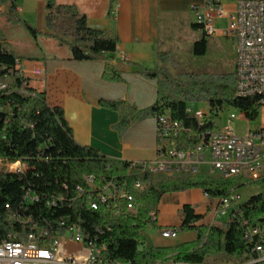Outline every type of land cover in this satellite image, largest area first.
<instances>
[{"label": "trees", "instance_id": "1", "mask_svg": "<svg viewBox=\"0 0 264 264\" xmlns=\"http://www.w3.org/2000/svg\"><path fill=\"white\" fill-rule=\"evenodd\" d=\"M47 3L49 15L47 25L62 42L71 48L76 61H93L117 51L119 39L108 31L89 28L87 19L79 17L73 7L57 6L56 0H41ZM111 1L110 16H114L116 0ZM7 5L16 17L14 0H0ZM69 16L72 26L64 30L59 18ZM23 23L28 31L36 36V30ZM197 29L201 26L195 25ZM209 39L205 33L191 46V54L205 57L209 50ZM158 58L162 63L156 70H145L143 76L155 80L158 85L156 104L147 110L124 102H102L105 108L120 114L116 129L123 136L131 126L140 120L154 118L156 121L170 115L176 122H183L186 133L178 140L179 148H193L196 145L194 134L208 130L213 122H198L187 114L189 104H206L214 111L233 108L245 115L249 121H256L263 109L259 98H242L236 92L235 72L226 74L194 72L174 78L168 65L179 68L170 52H161ZM17 59L0 47V160L11 165L26 164L21 173L0 170V237L16 235L23 239L31 232L35 223L39 230H48L51 235L64 232L67 227L77 226L78 231L91 241V248H98L107 262L131 264H205L210 257L227 260L244 259L249 262L251 244L245 234L248 226L264 220V181L256 177L215 176L208 172L190 173L181 176L154 175L142 166L131 168L130 163H122L102 155L98 150L82 147L75 141L73 130L61 108L51 107L44 93H36L24 85L25 80L16 71ZM105 78L119 81L111 66H107ZM263 98V97H261ZM11 109V113L7 112ZM87 178L94 181L96 191ZM112 183L118 189H125L138 206L137 212L128 209V202L101 203L97 192ZM136 183L149 185L143 192L137 191ZM258 185L261 192L241 203L234 211L232 219L226 223L197 227L201 220L190 206L182 212L181 229L185 232L197 230V240L177 247H155L145 232L158 229L157 214L164 195L185 192L191 189L203 190L210 202L229 197L241 187ZM82 190L81 194L77 193ZM28 193L39 197V201L25 204ZM52 198L62 199L55 208L48 206ZM90 202L98 204V210L90 208ZM10 206L12 224L6 213ZM134 211V210H133ZM61 223L65 227H61ZM0 239V244H2ZM74 257H81L76 253ZM260 264H264L260 263Z\"/></svg>", "mask_w": 264, "mask_h": 264}, {"label": "crops", "instance_id": "2", "mask_svg": "<svg viewBox=\"0 0 264 264\" xmlns=\"http://www.w3.org/2000/svg\"><path fill=\"white\" fill-rule=\"evenodd\" d=\"M237 1L224 0L226 10L232 12ZM195 2L116 0L114 16H110V0H56L57 6L75 8L79 17L87 19L89 28L108 31L119 39L115 53L81 62L74 60L69 45L57 37L61 35L48 28L46 2L14 0L17 19L32 26L37 34L33 36L23 23L14 19L9 6L0 4V47L19 61L23 70L21 78L28 83V88L44 93L51 107L64 111L78 145L98 150L107 158L122 163L149 162L155 159L157 151L156 119L137 121L121 136L116 129L120 114L101 103L124 102L138 110H147L156 104L157 82L145 78L143 72L161 67L158 54H172L173 42H179L180 32L194 39L191 46L202 37L203 30L194 27L196 21L191 6ZM59 23L64 30L72 26L69 16L59 18ZM217 23H223L224 29L208 36L209 45L221 47L231 40L235 64V40L224 35L227 21L222 19ZM107 66L114 68L119 81L105 78ZM37 70H43L44 75L36 76ZM210 204L200 189L164 195L157 211L159 240L163 239L162 229L181 228L185 206H190L201 217L197 227L210 226L214 221V208ZM197 236V230H182L174 242L154 246L190 244ZM78 249L70 247V252L81 255Z\"/></svg>", "mask_w": 264, "mask_h": 264}, {"label": "built area", "instance_id": "3", "mask_svg": "<svg viewBox=\"0 0 264 264\" xmlns=\"http://www.w3.org/2000/svg\"><path fill=\"white\" fill-rule=\"evenodd\" d=\"M196 1L191 6L195 16L196 25L202 27L203 32L208 36L216 33V22L225 19L227 21L224 35L235 40V64L234 72L237 76L236 92L253 94L264 90V0H238L234 10L227 11L224 0H190ZM16 71L19 77L22 75V68L19 61L16 63ZM36 76H43V70L35 71ZM28 83L25 81L24 85ZM5 86L0 84V90ZM264 108V101L257 102ZM214 111L208 105L193 109L188 107V116L198 122L202 118H212L213 127L208 130L197 131L194 134L196 145L193 148H179L178 140L186 133V126L183 122H176L170 115H165L157 120V151L155 159L143 163H130L131 168L142 166L154 175L171 176L176 174H187L188 170H199L208 166L212 172H219V175H228L229 172H245V167H253V174H256V181H264V129L250 131L248 135H239L234 122L237 116L230 115L227 124L218 125L216 120L226 110ZM244 115V114H243ZM245 116V115H244ZM3 165L0 170L21 174L27 166L23 162L14 165L0 160ZM25 165V168L13 167ZM1 167V166H0ZM89 185L96 191L94 181L87 178ZM149 185L136 183L134 188L145 191ZM77 193L81 194L82 190ZM97 197L103 204L113 202L115 208L119 201L133 202L134 211L138 206L134 203L133 197L125 190L118 189L112 183L107 184L97 192ZM208 198V196L206 195ZM238 195L232 192L229 197H223L211 202L214 208V221L220 217L228 216V220L234 216V211L240 205ZM39 201V197L28 193L25 204L30 205ZM62 199L52 198L48 206L55 208ZM90 208L98 210L96 202H90ZM8 220L12 223V211L6 206ZM153 220H157V214L152 213ZM211 224V225H212ZM28 225L31 232L23 239H17L16 235H8L2 239L0 246V264H116L103 259L98 248H91V241L84 234L78 233L77 226H70L64 232L58 231L51 235L48 230H39L37 224ZM65 227L64 223L60 224ZM182 233L181 228L167 227L161 230L163 239L174 240ZM246 240L251 244L250 256L252 259L248 264H260L264 262V221L247 227ZM70 247H79L81 257H74L70 254ZM172 264V263H169Z\"/></svg>", "mask_w": 264, "mask_h": 264}, {"label": "rangeland", "instance_id": "4", "mask_svg": "<svg viewBox=\"0 0 264 264\" xmlns=\"http://www.w3.org/2000/svg\"><path fill=\"white\" fill-rule=\"evenodd\" d=\"M216 30L224 29L223 23H217ZM180 40L178 43L173 42V55L175 60L179 64V68H175L171 65H168V70L174 78L180 79L181 74H190L194 72H208V73H217V74H226L234 72V47L231 40L225 41L221 47L210 46L205 57L196 58L194 57L190 50L191 42L194 39L191 36H187L186 32H180ZM212 38V37H211ZM193 109L199 107H205L206 104H189ZM7 112L10 114L11 109H8ZM235 114L237 119L234 122V128L236 132L241 136H246L250 131H256L258 129H264V108L261 110L259 117L256 121H249L243 113L233 109L227 108L216 120L218 125L227 124L228 119L231 114ZM2 168L3 165H0ZM16 168H25V165L14 166L13 170ZM208 169V166H203L202 171L204 172ZM198 172V173H201ZM247 175L252 176V173H247ZM217 176V175H215ZM260 187L258 185H253L249 187H241L236 189L235 195H238V202H246L250 197L256 196L260 193ZM228 221V216L220 217L218 222L226 223ZM148 237L149 242L152 245L158 243H170L174 240L161 239L159 240L158 230L149 229L145 232ZM249 262L244 259L239 260H227L222 258L210 257L207 259L205 264H248Z\"/></svg>", "mask_w": 264, "mask_h": 264}, {"label": "bare ground", "instance_id": "5", "mask_svg": "<svg viewBox=\"0 0 264 264\" xmlns=\"http://www.w3.org/2000/svg\"><path fill=\"white\" fill-rule=\"evenodd\" d=\"M239 96L242 98H259L260 102L264 101V90H259L257 92H254L253 94L246 93V92H238ZM263 97V98H261ZM213 122L212 118H205V123H210ZM202 169L199 170H188L187 174L190 173H198L201 172ZM205 172H208L212 175H218V176H233V177H238V176H244L247 175V173H252V176L256 177V174H253V167H245V172L238 173V172H229L228 175H219V172H212V170L207 169ZM181 175H186V174H176V175H171V176H181ZM147 190V189H146ZM128 209L130 211L134 210V204L133 202H128ZM79 234H82L80 231H78ZM2 246V244H0ZM98 253H101L100 250H98ZM116 264H124V263H116ZM125 264H131V263H125Z\"/></svg>", "mask_w": 264, "mask_h": 264}, {"label": "water", "instance_id": "6", "mask_svg": "<svg viewBox=\"0 0 264 264\" xmlns=\"http://www.w3.org/2000/svg\"><path fill=\"white\" fill-rule=\"evenodd\" d=\"M264 220H262L261 222H263Z\"/></svg>", "mask_w": 264, "mask_h": 264}]
</instances>
